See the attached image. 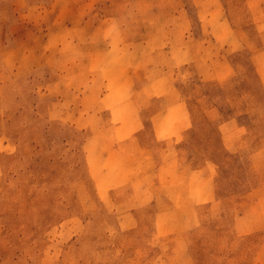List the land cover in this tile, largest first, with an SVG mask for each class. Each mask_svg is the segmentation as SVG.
Returning a JSON list of instances; mask_svg holds the SVG:
<instances>
[{"label":"rangeland","instance_id":"1","mask_svg":"<svg viewBox=\"0 0 264 264\" xmlns=\"http://www.w3.org/2000/svg\"><path fill=\"white\" fill-rule=\"evenodd\" d=\"M263 18L264 0H0V264H264ZM140 136L157 162L127 171ZM186 174L193 206L154 239ZM126 175L148 194L133 231Z\"/></svg>","mask_w":264,"mask_h":264},{"label":"crops","instance_id":"2","mask_svg":"<svg viewBox=\"0 0 264 264\" xmlns=\"http://www.w3.org/2000/svg\"><path fill=\"white\" fill-rule=\"evenodd\" d=\"M261 20L264 21V18ZM230 46L234 48L237 47L236 44H232ZM252 53L256 54L259 57L258 62H256L257 65L254 68L260 79L259 81L260 86L264 90V46L262 48H259L257 51H253ZM165 83H167V81H165ZM167 85L168 83L166 84V87ZM168 87H171V86L168 85ZM169 94L170 93H168L167 95ZM181 106H182V103L177 101L171 105V108L172 107L181 108ZM165 110L166 109H163L162 111L165 112ZM158 114L155 115L154 117L151 116L150 120L153 121L155 117L159 116ZM177 126L179 125L177 124ZM188 126L185 125L181 129H187ZM191 126H192V123H191ZM237 126L240 128V131L244 130V133H247V131L249 132L251 128V126L249 125L244 126V125L239 124ZM153 132L155 133L154 138H156V140H159L158 139L159 134L157 133L156 128H155V131L153 130ZM140 133H141L140 135H143V131H141ZM177 134L178 133L176 131L174 135H177ZM170 136L172 135L170 134L169 137ZM128 146L129 147H127L126 142L119 143V146H118V156L122 160L123 165L129 167L127 171L134 168V165L137 162L150 161V158L157 162V156L153 155L152 153L151 154L149 153V150L151 148L143 144V142L141 141V136L138 138V141L136 143H134L133 145L131 143H128ZM138 146H139V149H138ZM166 148H170V145L166 144ZM138 151L140 153H138ZM192 177H193V174H186L184 176L183 187L179 189L178 193L176 194V197H177L176 199H178V201L176 200L173 206H171L169 202H165V205L163 206L164 208H162L161 210L155 209V213L152 216L153 218L152 235L154 239L159 240L161 237H164V236H167L173 233L177 229V225L180 224L181 222L180 215L185 213V208L189 210V208L193 206L191 202L192 197H193L192 190H191L192 189ZM137 181H138V177L133 176V175L121 176V178L118 177V185H119L118 192L119 194H121V196H125V198L127 199L126 201H130V205L120 212L121 214L119 216V229L121 230L133 231V230H136V228H140L143 225V223L145 225V222H146V221L144 222V220L147 217L146 216L140 217L139 213L143 211L144 209H146L147 207V204L142 203L141 200L144 198V196L147 197L148 194L143 189L141 190L144 193H142V191L138 189V188H141L142 186H138ZM136 182H137L138 188L135 187L136 188L135 189V188L129 187L130 184L136 185ZM188 199L190 200L188 201ZM136 202H138L139 204L136 205Z\"/></svg>","mask_w":264,"mask_h":264}]
</instances>
